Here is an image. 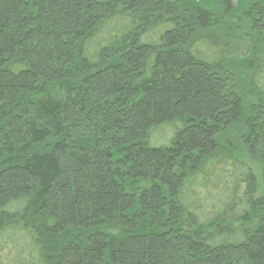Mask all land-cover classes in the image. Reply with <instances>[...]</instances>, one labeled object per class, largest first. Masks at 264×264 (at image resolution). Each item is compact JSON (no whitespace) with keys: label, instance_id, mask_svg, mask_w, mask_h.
Instances as JSON below:
<instances>
[{"label":"trees","instance_id":"obj_1","mask_svg":"<svg viewBox=\"0 0 264 264\" xmlns=\"http://www.w3.org/2000/svg\"><path fill=\"white\" fill-rule=\"evenodd\" d=\"M231 2L0 0V264H264V0Z\"/></svg>","mask_w":264,"mask_h":264},{"label":"rangeland","instance_id":"obj_2","mask_svg":"<svg viewBox=\"0 0 264 264\" xmlns=\"http://www.w3.org/2000/svg\"><path fill=\"white\" fill-rule=\"evenodd\" d=\"M208 2V8L214 9L215 11H226V9L230 8L232 5L231 0H203ZM236 44H234L235 46ZM242 50V48H240Z\"/></svg>","mask_w":264,"mask_h":264}]
</instances>
